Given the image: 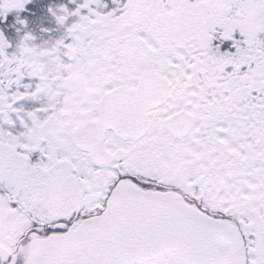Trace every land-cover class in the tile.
Returning <instances> with one entry per match:
<instances>
[{"label":"snow or ice","instance_id":"1","mask_svg":"<svg viewBox=\"0 0 264 264\" xmlns=\"http://www.w3.org/2000/svg\"><path fill=\"white\" fill-rule=\"evenodd\" d=\"M0 264H264V0H0Z\"/></svg>","mask_w":264,"mask_h":264}]
</instances>
